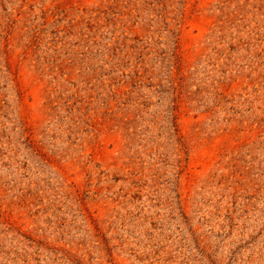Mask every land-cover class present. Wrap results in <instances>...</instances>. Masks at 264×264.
<instances>
[{
  "label": "rangeland",
  "instance_id": "1",
  "mask_svg": "<svg viewBox=\"0 0 264 264\" xmlns=\"http://www.w3.org/2000/svg\"><path fill=\"white\" fill-rule=\"evenodd\" d=\"M0 264H264V0H0Z\"/></svg>",
  "mask_w": 264,
  "mask_h": 264
}]
</instances>
